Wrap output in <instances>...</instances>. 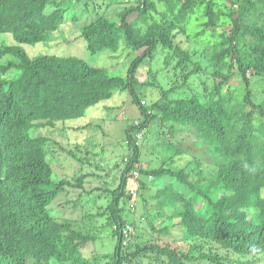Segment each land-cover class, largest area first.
I'll list each match as a JSON object with an SVG mask.
<instances>
[{"label":"trees","instance_id":"16d2710c","mask_svg":"<svg viewBox=\"0 0 264 264\" xmlns=\"http://www.w3.org/2000/svg\"><path fill=\"white\" fill-rule=\"evenodd\" d=\"M201 8L203 21L190 32L186 17ZM78 33L87 54L132 53L125 77L86 57H30L23 47L54 37L58 46ZM0 37V264H264V0H0ZM156 53L164 55L160 81L171 80V92L208 63L202 69L213 79L203 83L209 93L144 104L136 73ZM118 92L128 93L141 120L124 128L131 152L118 161L119 182L104 210L110 249L87 252L100 235L83 218L94 215L74 221L53 202L71 188L82 191L88 174L76 183L54 181V146L81 163L90 155L67 150L50 132L61 129L70 140L67 132L90 122H59L84 117ZM178 125L191 127L207 161L177 151L150 170L157 185L166 181L152 207L169 205L174 212L157 208L148 237L134 231L120 206L130 199L128 178L140 171L136 136L145 133V143L159 147ZM169 147L167 140L163 148ZM180 158L185 161L177 166Z\"/></svg>","mask_w":264,"mask_h":264},{"label":"rangeland","instance_id":"374dc122","mask_svg":"<svg viewBox=\"0 0 264 264\" xmlns=\"http://www.w3.org/2000/svg\"><path fill=\"white\" fill-rule=\"evenodd\" d=\"M158 7L162 9L161 4H158ZM197 10V12L190 13L186 17L190 32H196L199 29L200 23L203 21V12H201L203 8ZM67 29L68 31L66 33H70V36L76 34L73 27H68ZM62 33H65V31L62 30ZM56 38L54 37L52 40L54 41ZM75 38L77 39L76 41L63 40L58 46L53 41H48L39 42L34 45H24L23 47L30 57L37 55L86 57L92 66H109L110 74L125 77L131 57L133 56L132 53L128 57L125 55L118 57V55H113L112 52L110 53V50L107 48L95 55L87 54L80 33ZM200 38L203 39L202 36ZM3 39L4 37H0V41ZM163 56L160 53H156L152 61L148 62L145 59L146 61H143L137 70V84H144V86H140L141 94L145 95V97H141L144 104L148 105V102L155 99L157 103L153 102L151 105L155 106L157 104L159 106L158 104H168L170 102L169 100L172 101V99L191 96L193 94L209 93V91H203L204 82L208 86L212 85L213 82L209 72L202 69V67L207 66L208 63L206 62L199 63L201 71L192 74L189 79L185 80L181 85H178V88L171 92V88H175L171 87L169 89V83L172 81H160L162 80L161 73L165 71V68L161 66ZM148 69H151L155 78L153 74L148 73ZM162 90H167L171 94L161 96ZM100 103V105L97 104L96 107L92 106L86 110L84 117L59 122L60 124L64 123L65 126L71 125L72 127L83 126L90 122L87 128L78 130L77 132H67L70 140L64 135V131L61 129L57 128L55 131L50 132V136L54 137L56 142L63 145L67 150L80 154L79 149L81 150V155L87 154V150L90 155L88 162L81 163L71 153L65 149H60L59 145L54 146L56 154L59 156L55 158L56 163H54L53 170L54 181L66 177L76 183L74 180L76 177L82 173L88 174L82 191L71 188L68 192L61 193L53 202V205L57 207L62 205L59 210L63 213V216L74 221H80L84 214L94 215L93 217L83 218L85 225H87L86 227H89L94 233L100 235V238L94 244L87 246V252L93 250L107 252L110 249L109 242L112 241L111 226L104 210L111 199L109 190L116 187L119 182L118 177L120 175L121 165L118 166V161L119 159L122 161L126 152L128 154L131 152L126 149L124 143V128L128 122L131 123L141 120L139 109L132 104L127 92L115 93ZM102 105H105L104 108ZM106 107L109 108L106 109ZM136 137L137 144L142 148L137 165L141 172L137 169L140 175L128 178L126 192L129 193L130 199L125 200L123 198L120 206L126 221L135 222L137 225L138 231L137 229L134 231L136 233L142 231L145 236L149 237V234L146 232L148 226L158 223L155 212L159 206L156 209L152 207L157 204L155 194L157 189L162 188L166 183L165 179L162 178L161 183L157 185L155 182L157 177L152 174L150 178L148 176L150 175V170L159 166V159L165 158L177 151L181 153V156H197L202 161L206 162L207 160L204 158V153H201L203 145H198L195 134L188 125H178L172 136H165V139H159V147H152L150 143H145V133H140ZM167 140L173 144V147L164 149L163 143L167 142ZM194 141L198 145L197 150L193 147ZM175 158L177 159V157ZM184 161L183 158H180L175 164L180 166L183 165ZM158 209L163 210V213L167 215H172L174 212V207L169 205H164ZM78 223L83 225L82 222ZM102 242L104 243L103 246H101ZM144 263L146 264V261ZM250 264L259 263L250 262Z\"/></svg>","mask_w":264,"mask_h":264},{"label":"clouds","instance_id":"9594fccd","mask_svg":"<svg viewBox=\"0 0 264 264\" xmlns=\"http://www.w3.org/2000/svg\"><path fill=\"white\" fill-rule=\"evenodd\" d=\"M135 173H137V175H140V172L138 171V170H135L134 172H133V176H135L136 174ZM149 176V178L151 177V175H148ZM123 244H126L125 242H123Z\"/></svg>","mask_w":264,"mask_h":264},{"label":"built area","instance_id":"2783aa9c","mask_svg":"<svg viewBox=\"0 0 264 264\" xmlns=\"http://www.w3.org/2000/svg\"><path fill=\"white\" fill-rule=\"evenodd\" d=\"M137 175V173H135Z\"/></svg>","mask_w":264,"mask_h":264}]
</instances>
